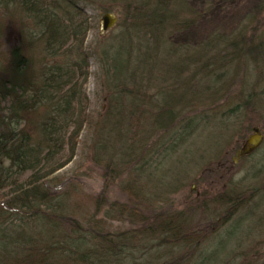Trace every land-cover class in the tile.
<instances>
[{
	"label": "trees",
	"instance_id": "obj_1",
	"mask_svg": "<svg viewBox=\"0 0 264 264\" xmlns=\"http://www.w3.org/2000/svg\"><path fill=\"white\" fill-rule=\"evenodd\" d=\"M236 1L208 0L199 7L223 12ZM78 2L0 0V264H209L212 256L201 249L207 231L181 210L155 211L142 175L208 125L209 108L220 118L241 117L250 99L242 88L238 96L230 91L242 59L264 56V31L257 40L248 32L260 30L262 20L249 19L240 34L173 43L174 34L206 18L191 0H114L122 31L117 47L100 49L105 94L93 114L83 91L90 22ZM15 18L16 36L9 41L6 24ZM32 48L41 58L31 57ZM251 75L244 72V83ZM86 126L89 163L106 180L127 170L121 183L127 201L111 205L118 216L105 211L97 217L102 196L90 197L93 211L85 210L82 199H73L75 185L59 174ZM220 196L226 218L212 221L210 229L229 219L241 198ZM113 216L129 227L108 229L106 218Z\"/></svg>",
	"mask_w": 264,
	"mask_h": 264
},
{
	"label": "rangeland",
	"instance_id": "obj_2",
	"mask_svg": "<svg viewBox=\"0 0 264 264\" xmlns=\"http://www.w3.org/2000/svg\"><path fill=\"white\" fill-rule=\"evenodd\" d=\"M113 1L80 0L78 2L84 7L90 22V29L84 43L89 57L87 59L88 76L83 85V91L89 99L88 111L93 114L99 110L101 101L104 102L103 93L105 94L103 90L105 74L100 49L109 44L117 47L118 42L115 39L122 31L119 26L120 5ZM191 1L206 18L193 30L174 34L171 37L173 43H194L209 35L211 37L215 34L221 35V32L240 34L238 27L244 24L249 26L248 20L253 17H260L262 26L255 32H250L248 27L249 36L251 34L253 40H257L263 34L261 32L264 31V0H237L230 9L223 12L207 11L206 7H202L203 9L199 7L208 0ZM103 8L108 9L104 11ZM106 12L113 13L117 17V22L107 32H101L100 19ZM17 22L18 19L15 18L13 22L8 21L6 24L5 36L9 41L16 36ZM252 23L251 21L250 27ZM3 51L4 46L0 48V53L2 54ZM111 52L114 53V50ZM29 53L35 60L42 56L37 48L30 49ZM114 54H117L116 51ZM241 63L239 79L235 88L230 91L232 95L238 96V91L242 88L245 91L244 94L247 93V98L250 99L245 110H241V117L238 120L234 119V116L230 119L220 118L219 114L215 116V109L209 108L207 114L210 123L204 124L206 126L199 129L176 152L174 150L166 157L160 155L157 160L153 159L152 168L146 169L142 175L149 183L148 198L153 205L156 204L155 211L181 210L189 220L198 222L199 229L207 231H205L206 237L201 243V249L204 248L202 250L205 252L208 250V255L212 256L209 264L211 262L231 264L233 258L236 264L238 262L264 264V56L259 55V60L256 62H244L242 59ZM31 66L32 64L30 68ZM38 68L36 65L35 72L39 70ZM249 71L252 75L248 77L250 85H247V80L244 83L243 78L244 72L248 74ZM249 87L251 88L248 89ZM248 94H251V97ZM226 108L224 107L220 112ZM213 119L216 122H212ZM255 127L259 128L263 135L261 144L252 154L242 156L243 158L240 157L234 162L233 158L237 150L253 133L252 130ZM90 139L92 135L86 126L78 137L74 158L59 171V174L69 178V183L75 185L76 192L72 194L73 199L77 197L82 199L85 210L93 211L90 197L102 196L105 205L101 207L97 217L102 218L105 211H108L110 215L118 216V209H111V205L127 201V195L121 189V183L127 177V170L123 171L118 178L114 176L113 179L106 180L103 170L89 163ZM120 169L123 170L120 167L116 172ZM148 175H151L150 178ZM220 195L223 197L229 195L234 199L237 196L241 198L236 203L235 213L225 222L223 221L219 227L210 229L209 224L212 221L214 226L226 215L227 206L222 204ZM213 196L217 198L215 203L208 201ZM113 217L106 218L105 223L108 229L120 231L129 227L123 219L117 217L112 219ZM246 253L249 255L241 260L239 255Z\"/></svg>",
	"mask_w": 264,
	"mask_h": 264
},
{
	"label": "water",
	"instance_id": "obj_3",
	"mask_svg": "<svg viewBox=\"0 0 264 264\" xmlns=\"http://www.w3.org/2000/svg\"><path fill=\"white\" fill-rule=\"evenodd\" d=\"M117 17L113 13H105L100 19V30L101 32H107L116 25ZM252 134L247 137L242 146L237 150L234 159L236 162L240 157L245 156L255 150L262 142L263 135L259 128L255 127L252 130Z\"/></svg>",
	"mask_w": 264,
	"mask_h": 264
},
{
	"label": "flooded vegetation",
	"instance_id": "obj_4",
	"mask_svg": "<svg viewBox=\"0 0 264 264\" xmlns=\"http://www.w3.org/2000/svg\"><path fill=\"white\" fill-rule=\"evenodd\" d=\"M253 153V151L251 152V153H249V154H247V155H245V156H248V155H250V154H252ZM244 157V156H243ZM243 157H241V158H243Z\"/></svg>",
	"mask_w": 264,
	"mask_h": 264
}]
</instances>
